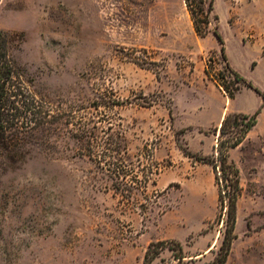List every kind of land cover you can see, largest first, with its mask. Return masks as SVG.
Instances as JSON below:
<instances>
[{"label":"rangeland","instance_id":"obj_1","mask_svg":"<svg viewBox=\"0 0 264 264\" xmlns=\"http://www.w3.org/2000/svg\"><path fill=\"white\" fill-rule=\"evenodd\" d=\"M215 13L230 66L264 93V0H215ZM0 27L54 114L51 130L0 147V264H143L163 240L180 241L187 264L212 262L225 229L218 185L184 150L214 154L224 112L263 102L213 32L196 33L183 0H1ZM219 75L242 86L234 98ZM87 123L96 134L80 142ZM230 155L241 192L225 264H264V107ZM113 156L118 167L99 165ZM118 169L133 190L115 192ZM174 254L166 248L153 264H177Z\"/></svg>","mask_w":264,"mask_h":264},{"label":"trees","instance_id":"obj_2","mask_svg":"<svg viewBox=\"0 0 264 264\" xmlns=\"http://www.w3.org/2000/svg\"><path fill=\"white\" fill-rule=\"evenodd\" d=\"M183 1L190 13L196 33L201 37H206L213 32L221 45L222 56L227 61L228 67L236 79L245 82L262 95L263 98L261 106L253 113L233 112L224 116L220 126L215 128V134L218 137L214 154L203 156L198 153L193 154L186 149L184 150L190 157H195L197 160L209 164L214 171L219 190L220 212L217 218L218 220H224L225 229L220 250L214 260L208 264H225L232 244L237 237L235 228L238 198L241 192L240 169L231 158L230 152L243 143L250 131L258 123L259 115L264 107V93L230 66L224 39L218 31V22L214 29L210 27L212 20H219L218 14L215 13V0ZM13 35L0 27V147L6 149L19 148L22 140L51 130L54 116L53 110L43 105L42 101L27 87V81L13 57ZM206 72L209 74L208 68ZM214 80L219 85L220 90L231 99L235 97L242 87L239 84L228 85L222 75L214 76ZM78 130L81 131V134L77 136L80 142H86L87 139L91 140L92 136L96 134L95 126L90 123L79 126ZM105 133H109V131L105 130ZM89 140L88 142L91 143ZM105 147L119 153V155L123 151L122 146L112 148L106 145ZM124 151H127L126 146H124ZM89 155L93 156L94 153ZM115 158L116 156H113V160L110 161L98 159V163L99 165H114L118 167L119 163L114 160ZM113 173L109 177L116 193L134 189V185L129 181L126 173H122L119 169L114 170ZM223 215L226 216L225 219H223ZM166 248L175 252L174 256L178 260L177 264H187L184 260L183 245L178 240H163L150 243L146 250L143 264H153L155 259Z\"/></svg>","mask_w":264,"mask_h":264},{"label":"crops","instance_id":"obj_3","mask_svg":"<svg viewBox=\"0 0 264 264\" xmlns=\"http://www.w3.org/2000/svg\"><path fill=\"white\" fill-rule=\"evenodd\" d=\"M224 116H225V112H224V114L221 116V118H220V120H219V123H221V121H222V119L224 118Z\"/></svg>","mask_w":264,"mask_h":264}]
</instances>
